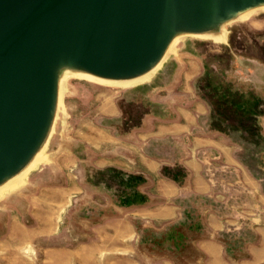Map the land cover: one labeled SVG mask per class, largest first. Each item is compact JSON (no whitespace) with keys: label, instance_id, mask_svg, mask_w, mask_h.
<instances>
[{"label":"rangeland","instance_id":"1","mask_svg":"<svg viewBox=\"0 0 264 264\" xmlns=\"http://www.w3.org/2000/svg\"><path fill=\"white\" fill-rule=\"evenodd\" d=\"M224 27L135 85L59 78L0 264H264V8Z\"/></svg>","mask_w":264,"mask_h":264},{"label":"water","instance_id":"2","mask_svg":"<svg viewBox=\"0 0 264 264\" xmlns=\"http://www.w3.org/2000/svg\"><path fill=\"white\" fill-rule=\"evenodd\" d=\"M259 3L264 0H0V180L51 123L55 63L134 75L157 60L174 31Z\"/></svg>","mask_w":264,"mask_h":264},{"label":"bare ground","instance_id":"3","mask_svg":"<svg viewBox=\"0 0 264 264\" xmlns=\"http://www.w3.org/2000/svg\"><path fill=\"white\" fill-rule=\"evenodd\" d=\"M258 8H264V3H259L246 7L224 19H221L220 21L214 22L206 26H202L195 29H178L174 31L171 37L169 38L166 46L164 47L162 53L157 58V60L153 64H151L148 68L134 75H129L125 77H109L89 71L73 62L63 61V62L55 63L53 65V70H54L53 74H54V90L56 91V99H55V106H54V113L52 120L55 115V109L59 98L58 83L60 77H66L67 75L69 76L76 75L90 79H95L98 81L114 83L117 85H135L137 83H140L146 78L152 77L153 74L158 69H160L162 64L167 59L169 53L173 51V47L179 37L194 36L203 39L212 38L215 40H224L226 38V33H227V30L224 27L225 23L232 22L234 20L244 19L248 17L253 10ZM52 120L50 121L51 123L47 127V130L45 131L44 135H42L41 139L34 146L32 151L27 156V158L22 162V164L0 180V194L5 190L14 188L19 184H21L24 181L25 175L30 170H32L39 161L44 159L45 156L43 154V149L45 147L47 137L51 131Z\"/></svg>","mask_w":264,"mask_h":264}]
</instances>
